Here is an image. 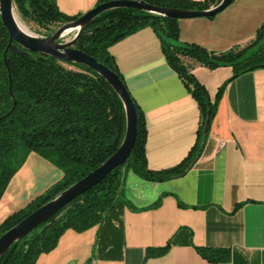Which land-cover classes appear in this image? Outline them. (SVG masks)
Here are the masks:
<instances>
[{
	"label": "crops",
	"instance_id": "crops-1",
	"mask_svg": "<svg viewBox=\"0 0 264 264\" xmlns=\"http://www.w3.org/2000/svg\"><path fill=\"white\" fill-rule=\"evenodd\" d=\"M98 2L57 0L69 15H82ZM263 21L264 0H233L214 16L180 19V41L221 52L250 43ZM111 52L145 116L149 168L178 165L197 142L201 115L167 62L161 37L147 26L115 43ZM185 62L212 99L233 76L230 66ZM63 176L31 152L0 200V226ZM124 195L128 205L112 226L102 233L99 226L68 229L36 264H264V68L227 84L203 152L186 174L150 181L129 170ZM168 244L164 254L147 257L148 248ZM198 247L229 250V258L210 262Z\"/></svg>",
	"mask_w": 264,
	"mask_h": 264
},
{
	"label": "trees",
	"instance_id": "trees-1",
	"mask_svg": "<svg viewBox=\"0 0 264 264\" xmlns=\"http://www.w3.org/2000/svg\"><path fill=\"white\" fill-rule=\"evenodd\" d=\"M13 1L26 21L47 30L52 25L74 21L81 15L64 13L57 0ZM106 1L110 0H99L98 4ZM143 1L159 7L207 10L218 5L221 0ZM179 21L178 18L132 8H115L101 13L86 27L74 47L95 57L124 81L111 47L144 27L153 28L161 37L167 62L179 74L200 111L198 139L188 156L172 168H149L146 120L134 100L137 137L128 163L111 172L90 191L13 244L0 259V264H36L43 253L55 249L66 230L83 232L99 226L102 233L104 228L112 226L119 220L122 209L128 205L124 195L127 171L131 170L146 180L167 181L186 174L199 159L208 137V132L204 133L206 121H213L227 84L240 75L264 68V21L250 43L221 52L181 42ZM8 42L9 33L0 18V200L31 152L38 153L60 168L64 176L25 207L11 214L0 226V236L99 167L117 151L126 131L123 102L97 72L84 65L61 62L39 52L29 55L8 50L5 58ZM186 58L209 69L230 66L233 76L212 99L207 88L185 62ZM66 64L73 68L66 67ZM11 84L16 101L14 109ZM159 203L156 202L154 206ZM168 248L169 244L148 248L147 257L162 255ZM197 250L213 263L224 262L229 258V250L208 247H198Z\"/></svg>",
	"mask_w": 264,
	"mask_h": 264
},
{
	"label": "water",
	"instance_id": "water-1",
	"mask_svg": "<svg viewBox=\"0 0 264 264\" xmlns=\"http://www.w3.org/2000/svg\"><path fill=\"white\" fill-rule=\"evenodd\" d=\"M232 1L233 0H221L218 5L207 10H184L159 7L143 0H110L97 4L91 10L80 15L78 19L62 24L52 34L42 36L30 32L20 25L15 15L16 5L13 0H0V18L9 33V42L4 54L5 58L8 50L29 55L31 52H39L52 56L61 62L75 63L89 67L103 77L115 90L123 102L126 113V131L117 151L99 167L62 190L50 201L43 204L18 224L4 232L0 236V259L7 253L13 244L22 240L40 225L46 223L73 200L90 191L111 172L125 166L131 157L137 137L138 123L136 104L127 85L114 70L97 61L95 57L83 50L74 47L78 38L84 32V29L91 25L101 13L115 8H132L164 17L184 19L214 16L228 7ZM68 31H76L71 39L65 38L66 35L70 33ZM11 88L12 84L10 86V94L14 100ZM15 106L16 101L14 100L13 109ZM9 114L10 112L8 115ZM210 126L211 120L208 119L205 124L204 133L209 132Z\"/></svg>",
	"mask_w": 264,
	"mask_h": 264
},
{
	"label": "rangeland",
	"instance_id": "rangeland-1",
	"mask_svg": "<svg viewBox=\"0 0 264 264\" xmlns=\"http://www.w3.org/2000/svg\"><path fill=\"white\" fill-rule=\"evenodd\" d=\"M16 12H17V15L21 21V23L28 29L30 30L31 32H34L38 35H42V36H46V35H50L52 34L53 32H55L62 24H55V25H52L48 30L47 29H44L42 27H40L39 25H37L36 23L34 22H31V21H26L22 16L21 14L18 12L17 10V7H16ZM75 32L76 31H71L70 33H68L66 35V39H71L74 35H75ZM66 67L68 68H73L72 66H69V65H65Z\"/></svg>",
	"mask_w": 264,
	"mask_h": 264
},
{
	"label": "bare ground",
	"instance_id": "bare-ground-1",
	"mask_svg": "<svg viewBox=\"0 0 264 264\" xmlns=\"http://www.w3.org/2000/svg\"><path fill=\"white\" fill-rule=\"evenodd\" d=\"M15 15H16V18H17L18 22L20 23V25L23 26L25 29H27V28L21 23V21H20L18 15H17V12L15 13ZM27 30H28V29H27ZM28 31H30V30H28ZM30 32H31V31H30ZM68 32H71V31H68Z\"/></svg>",
	"mask_w": 264,
	"mask_h": 264
}]
</instances>
